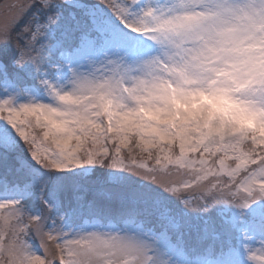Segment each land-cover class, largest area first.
<instances>
[{
    "label": "snow or ice",
    "instance_id": "1",
    "mask_svg": "<svg viewBox=\"0 0 264 264\" xmlns=\"http://www.w3.org/2000/svg\"><path fill=\"white\" fill-rule=\"evenodd\" d=\"M0 264H264V0H0Z\"/></svg>",
    "mask_w": 264,
    "mask_h": 264
}]
</instances>
